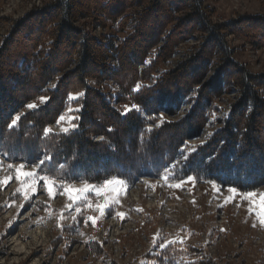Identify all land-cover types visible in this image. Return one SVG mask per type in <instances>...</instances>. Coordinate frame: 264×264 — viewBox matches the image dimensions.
Segmentation results:
<instances>
[{"label": "trees", "instance_id": "1", "mask_svg": "<svg viewBox=\"0 0 264 264\" xmlns=\"http://www.w3.org/2000/svg\"><path fill=\"white\" fill-rule=\"evenodd\" d=\"M213 14L204 0H54L31 11L0 47V156L44 159L38 173L67 183L169 175L244 193L264 187V74L228 42L264 50L252 31L264 15L220 24ZM87 22L106 33L96 37ZM227 95V108L216 106ZM69 108L73 128L49 131ZM170 251L159 264L173 261Z\"/></svg>", "mask_w": 264, "mask_h": 264}, {"label": "rangeland", "instance_id": "2", "mask_svg": "<svg viewBox=\"0 0 264 264\" xmlns=\"http://www.w3.org/2000/svg\"><path fill=\"white\" fill-rule=\"evenodd\" d=\"M53 1L0 0V47L16 21ZM204 1L214 9L215 23L264 15V0ZM87 23L96 37L106 33ZM255 29L264 36V26L252 31ZM228 42L237 50V61L253 73L264 74V50L234 36ZM198 43V38L186 42L181 52ZM182 59L177 56L169 67ZM234 99L224 96L216 106L226 109ZM42 102L30 104L36 108ZM133 107L121 105L124 111ZM30 109L26 107L19 116ZM73 111L67 109L49 131L73 128ZM185 113L184 109L170 119L179 120ZM213 130L209 126L191 144L204 143ZM38 171V164L10 163L0 156V264H159L157 259L166 248L171 249L173 261L166 259L162 264H264V215L258 207L264 187L254 191L256 196L249 202L239 195L244 192L231 193L229 188L193 178L173 180L166 175L134 184L111 179L119 183L108 185V181L67 183ZM48 181L53 184L51 196ZM178 183L180 187H176ZM87 186L91 190L81 193L79 199H68L66 189ZM100 206L105 207L103 213ZM90 217H95V224Z\"/></svg>", "mask_w": 264, "mask_h": 264}, {"label": "snow or ice", "instance_id": "3", "mask_svg": "<svg viewBox=\"0 0 264 264\" xmlns=\"http://www.w3.org/2000/svg\"><path fill=\"white\" fill-rule=\"evenodd\" d=\"M27 107L28 108H34L35 105L28 104ZM18 119H19V117H15V119L10 122V125L9 126L11 127L12 125H14L15 122H16V120H18ZM61 119H63V117H61ZM44 162H45L44 159H41L39 161L40 164H43ZM8 167L11 168L12 165L9 164ZM20 167H21V169H23L24 165L21 164ZM20 175L27 176V177H31L33 175V173H31V172H20ZM165 179H167V178L165 177ZM116 183H119V181L118 180L117 181H108V185H110V184H116ZM47 186H48V194L51 196L52 195V188H53L52 182L51 181H48L47 182ZM180 186L181 185L179 183L176 185V187H180ZM90 190H91V186H87V187H85L83 189H72V188H69V189H66V194H67V197H68L69 200H75V199H79V195L81 193H87ZM228 191L231 192V193H236L237 190L235 188H229ZM74 193H75V195H74ZM25 195H27V193H25ZM239 195H242V196H245L246 198H248L249 202H251V200L253 199V197L256 196V194L254 192L241 193ZM89 206H91V205H89ZM258 207L260 209V213L262 215H264V198H262L260 200ZM100 211H101V213H103L105 211V207L104 206H100ZM119 215L121 217H123L124 214L123 213H120ZM89 219L92 221L93 224H95V222H96L95 221V217H90ZM262 222H264V220H262Z\"/></svg>", "mask_w": 264, "mask_h": 264}]
</instances>
